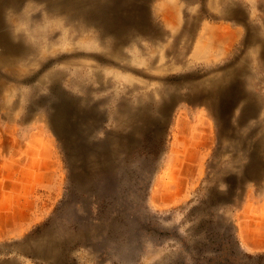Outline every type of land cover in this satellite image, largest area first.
<instances>
[{
	"label": "rangeland",
	"instance_id": "rangeland-1",
	"mask_svg": "<svg viewBox=\"0 0 264 264\" xmlns=\"http://www.w3.org/2000/svg\"><path fill=\"white\" fill-rule=\"evenodd\" d=\"M230 2L239 19L224 14ZM263 4L149 0L164 39L71 26L44 0L8 8L3 25L30 53L0 58V152L27 151L29 175L43 157L59 181L47 171L42 201L28 203L38 214L23 236L0 239V264H264L241 250L235 223L245 199L264 198ZM113 42L118 57H105ZM61 107L76 113L79 159L54 124ZM19 161L2 157L0 170Z\"/></svg>",
	"mask_w": 264,
	"mask_h": 264
},
{
	"label": "bare ground",
	"instance_id": "bare-ground-1",
	"mask_svg": "<svg viewBox=\"0 0 264 264\" xmlns=\"http://www.w3.org/2000/svg\"><path fill=\"white\" fill-rule=\"evenodd\" d=\"M25 0H0V46L3 48L2 53L0 54V58L4 62V64L7 62H12L14 58L17 56L25 57L27 56L30 51L27 48V46L20 41L18 43L13 41V38L7 30L5 29L3 25L2 17L4 15V12L8 8H13L15 10H18L20 5ZM41 1V0H40ZM47 5V9L51 16H63L65 23L68 25L73 26L75 22H79L81 26L83 24L88 25H95L101 30V34H113L117 37V39H121L123 33L131 28V27H137L138 29H144L147 31H151L153 35L155 34L156 39H164V35H162L158 28L153 24L150 23L147 19V5L149 0H44ZM166 1V0H165ZM172 1V0H171ZM174 1V0H173ZM243 1V0H242ZM169 2V1H168ZM229 2V1H228ZM186 3V2H185ZM168 4V3H167ZM210 4H212L210 2ZM219 4H221L219 2ZM223 4V3H222ZM230 4V5H229ZM225 6V10H227L228 14L233 15L235 18H240L239 13V7L237 3L230 2ZM165 5V4H164ZM170 5H172L170 3ZM185 5V4H184ZM187 5V4H186ZM214 6V4H212ZM212 5H209L210 7ZM264 5V4H263ZM167 6V5H165ZM179 6V5H178ZM215 7V6H214ZM168 8V7H166ZM165 8V9H166ZM246 8V7H245ZM179 10V7H178ZM177 8L174 9H167V12L165 14V20L167 22V25L169 26H175L177 24V14H176ZM33 13V12H32ZM48 14V13H46ZM179 14V12H178ZM250 14V13H249ZM189 15V14H188ZM198 15V14H197ZM155 16V15H154ZM180 16V15H179ZM178 16V17H179ZM36 17V16H35ZM53 18V17H52ZM202 18V17H201ZM163 19V18H162ZM179 19V18H178ZM151 20V19H150ZM242 20V18H241ZM254 20V19H253ZM63 21V20H62ZM161 21V20H160ZM200 21V20H198ZM44 22V21H43ZM62 23V22H61ZM182 23V22H180ZM246 23V22H245ZM253 23V21H252ZM8 24V23H7ZM162 24V23H161ZM9 25V24H8ZM59 25V24H58ZM204 25V22H203ZM178 27V26H177ZM176 27V28H177ZM180 27V26H179ZM199 29V28H198ZM166 30V29H165ZM173 30V29H172ZM175 30V29H174ZM178 30V29H176ZM202 30V28H201ZM251 32V31H250ZM175 33V32H174ZM196 33V32H195ZM189 35V34H188ZM251 35V34H249ZM47 36V35H46ZM139 36V35H138ZM172 36V35H171ZM203 36V35H202ZM207 36V35H205ZM253 36V35H252ZM49 37V36H48ZM55 36H53L54 38ZM73 37V36H72ZM164 37V38H163ZM17 38H21L20 35L17 36ZM132 38V37H131ZM202 39V38H201ZM255 39V38H254ZM53 40V39H52ZM56 40V39H55ZM179 38H176V41H178ZM197 40V39H196ZM121 41V40H120ZM119 41V42H120ZM108 42V41H107ZM106 42V43H107ZM183 42V41H182ZM260 42V41H259ZM109 43V42H108ZM257 44V43H256ZM108 47L111 49L109 52L105 54V57H118V51H117V45L116 42L107 44ZM141 45V44H140ZM255 45V44H254ZM124 46V45H123ZM139 45H137L138 47ZM248 46V45H247ZM257 46V45H256ZM199 47V46H198ZM47 48V47H46ZM168 48V47H167ZM189 48V47H188ZM121 49V48H120ZM170 49V48H169ZM191 49V48H189ZM164 50V49H163ZM257 50V49H256ZM149 51V50H148ZM195 51V50H194ZM153 52V51H152ZM193 52V51H191ZM123 53V52H122ZM160 53V52H159ZM165 53V52H164ZM40 54V53H39ZM156 54V53H155ZM154 54V55H155ZM252 54V53H251ZM262 54V53H261ZM42 55V53H41ZM149 55V54H148ZM152 55V54H151ZM191 55V54H190ZM230 55V54H229ZM246 55V54H245ZM39 56V55H38ZM264 56V55H263ZM104 56H100V58H103ZM160 57V56H159ZM185 57V56H184ZM197 57V56H196ZM195 57V58H196ZM232 57V56H231ZM202 58V57H201ZM121 59V58H120ZM177 59V58H176ZM184 59V58H183ZM161 60V59H160ZM17 61V60H16ZM193 61V60H192ZM195 61V60H194ZM208 62V61H207ZM243 63V62H242ZM15 64V63H14ZM43 64V63H42ZM214 64V63H213ZM217 64V63H216ZM238 65V64H237ZM246 65V64H245ZM11 66V64L9 65ZM236 66V65H235ZM243 66V65H242ZM4 67V66H3ZM154 67V66H153ZM250 67V66H249ZM166 68V67H165ZM164 69V68H163ZM249 69V68H248ZM151 70V69H150ZM230 70V69H229ZM237 70V69H236ZM1 71V70H0ZM15 71V70H14ZM11 73V72H10ZM14 73V72H13ZM53 74V73H52ZM51 74V75H52ZM238 74V73H237ZM63 75V72L57 71L55 74H53L52 82L54 85H57L59 83V78ZM239 75V74H238ZM242 75V74H241ZM64 76V75H63ZM236 76V71L231 72L226 77H223L222 79H232ZM217 79V77H215ZM17 80V79H16ZM74 80V79H73ZM219 80V79H217ZM208 82V81H207ZM236 82V81H234ZM99 83V82H98ZM217 81H211L212 88H216ZM81 84V83H80ZM81 87L84 91L90 90L91 86L86 85L84 83L81 84ZM104 87V86H103ZM102 88V87H101ZM100 88V89H101ZM210 88V87H209ZM219 88V87H218ZM237 88V87H236ZM191 90H195L196 86L192 85L190 86ZM233 89V88H232ZM234 90V89H233ZM225 91V90H224ZM231 92V91H230ZM235 92V91H234ZM86 93V92H84ZM171 93V92H170ZM209 93V92H208ZM212 93V92H211ZM226 93V92H225ZM233 93V92H232ZM1 94V93H0ZM4 94H7L5 92ZM173 94V93H172ZM212 94H218V91ZM7 96V95H6ZM220 100V98H219ZM77 101V100H76ZM75 102V101H74ZM103 102V101H102ZM225 102V101H224ZM14 103V102H12ZM66 104V102H62L61 104ZM86 103V102H85ZM231 103V101H230ZM10 104V103H9ZM92 105V104H91ZM243 105V104H242ZM248 105V104H247ZM256 105V104H255ZM68 106V105H67ZM86 106V105H85ZM212 106V105H211ZM222 104H220L219 107H221ZM91 107V106H90ZM76 108V107H75ZM15 109V108H14ZM95 109V108H94ZM224 109V108H223ZM221 108V110H223ZM252 109L251 107L247 109L249 111ZM61 110V112H60ZM220 110V111H221ZM162 111V110H161ZM250 112V111H249ZM70 113V114H69ZM76 115V113L71 109H66L61 107L57 113L53 116V121L56 126H59L61 130V134L67 139V144L71 145L70 149L72 152H74V156L79 159L80 154L83 150L80 148H77L76 145V139L75 134L77 133V124L71 119L72 115ZM78 115V114H77ZM74 117V116H73ZM80 117V116H79ZM99 117V116H98ZM81 121V120H80ZM96 121V119H95ZM80 123V122H79ZM99 124V123H98ZM87 126V125H86ZM89 126V124H88ZM92 126V124H91ZM90 128V127H89ZM84 130V129H83ZM89 131V129H88ZM256 131V129L254 130ZM83 132V131H82ZM257 132V131H256ZM90 134V133H89ZM85 135V134H84ZM83 135V136H84ZM125 135V134H124ZM86 138V137H85ZM119 140V139H118ZM82 141V140H81ZM259 141V140H258ZM91 143V142H90ZM95 143H93L94 145ZM92 145V144H91ZM92 145V146H93ZM88 146V145H87ZM91 147V146H90ZM104 149V147H102ZM106 148V147H105ZM91 149V148H90ZM261 153V152H260ZM75 161V160H73ZM77 165V163H76ZM77 178H82V173H78L76 175ZM52 238V237H51ZM50 241V240H49ZM48 242V240L46 241ZM49 243V242H48ZM15 246V245H14ZM11 248V247H10ZM52 248V247H51ZM49 249H47L48 251ZM52 250V249H51ZM50 250V251H51ZM49 252V251H48ZM52 253V252H51ZM50 254V252H49ZM50 257V256H49Z\"/></svg>",
	"mask_w": 264,
	"mask_h": 264
},
{
	"label": "crops",
	"instance_id": "crops-1",
	"mask_svg": "<svg viewBox=\"0 0 264 264\" xmlns=\"http://www.w3.org/2000/svg\"><path fill=\"white\" fill-rule=\"evenodd\" d=\"M224 14H228L227 10ZM45 151L50 150L46 148ZM2 157L18 158L20 161L3 165L4 170L10 169L13 172L7 174L3 169L0 170V239L18 238L28 230V224L33 223L34 220L29 219V216L38 214V210L34 213L30 211L31 214H29V200L42 201L40 189L45 185V174L51 172L50 174L55 175V182L58 183L59 180L56 177L58 172L55 169L45 171L43 157L36 156L30 167L31 175H29L27 151L0 152V158ZM36 202L34 204L37 207L39 203ZM235 223L241 250L249 255H264V198L245 199L239 215L235 217Z\"/></svg>",
	"mask_w": 264,
	"mask_h": 264
}]
</instances>
